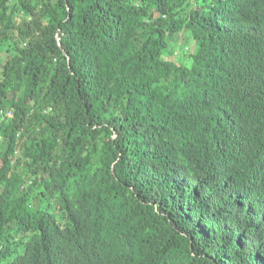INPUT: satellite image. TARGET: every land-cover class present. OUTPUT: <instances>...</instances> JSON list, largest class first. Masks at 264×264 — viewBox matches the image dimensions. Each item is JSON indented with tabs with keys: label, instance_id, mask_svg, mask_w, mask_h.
Here are the masks:
<instances>
[{
	"label": "trees",
	"instance_id": "16d2710c",
	"mask_svg": "<svg viewBox=\"0 0 264 264\" xmlns=\"http://www.w3.org/2000/svg\"><path fill=\"white\" fill-rule=\"evenodd\" d=\"M0 264H264V0H0Z\"/></svg>",
	"mask_w": 264,
	"mask_h": 264
},
{
	"label": "rangeland",
	"instance_id": "374dc122",
	"mask_svg": "<svg viewBox=\"0 0 264 264\" xmlns=\"http://www.w3.org/2000/svg\"><path fill=\"white\" fill-rule=\"evenodd\" d=\"M191 48V40L187 35L184 36V34L179 35L175 43H173L170 47L171 51H174L176 54H180V60L187 66L191 64V60L189 58V55L192 52ZM168 59L176 60V55L168 57Z\"/></svg>",
	"mask_w": 264,
	"mask_h": 264
},
{
	"label": "built area",
	"instance_id": "2783aa9c",
	"mask_svg": "<svg viewBox=\"0 0 264 264\" xmlns=\"http://www.w3.org/2000/svg\"><path fill=\"white\" fill-rule=\"evenodd\" d=\"M8 116H10V114H8Z\"/></svg>",
	"mask_w": 264,
	"mask_h": 264
}]
</instances>
